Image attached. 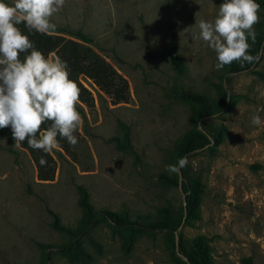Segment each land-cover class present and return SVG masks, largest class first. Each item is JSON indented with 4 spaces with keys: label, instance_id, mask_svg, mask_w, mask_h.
<instances>
[{
    "label": "rangeland",
    "instance_id": "rangeland-1",
    "mask_svg": "<svg viewBox=\"0 0 264 264\" xmlns=\"http://www.w3.org/2000/svg\"><path fill=\"white\" fill-rule=\"evenodd\" d=\"M13 3V0H7ZM222 0H64L51 17L56 34L80 31L91 47L128 84L126 103L111 105L90 81L95 107L85 109L72 156L58 148L54 179L41 182L29 153L11 132L0 133V264H184L168 230L136 232L100 219L70 248L51 226L52 215L66 228L80 220L78 189L87 190L97 211L132 218L183 215L178 232L186 242L201 237L210 264H264V36L257 61L246 72L215 70V53L192 39L200 19L214 18ZM255 34L264 32L260 6ZM174 35L185 64L177 74L168 59ZM181 89L209 97L226 94V107L203 125L198 106L172 94ZM128 127L135 155L116 149L119 124ZM221 134V143L188 157L185 179L169 174L175 148L191 129ZM173 176H178L173 182ZM188 182H197L196 211L188 214ZM185 185L186 191H183ZM174 239L178 241L177 233ZM49 255L42 260V248Z\"/></svg>",
    "mask_w": 264,
    "mask_h": 264
},
{
    "label": "clouds",
    "instance_id": "clouds-1",
    "mask_svg": "<svg viewBox=\"0 0 264 264\" xmlns=\"http://www.w3.org/2000/svg\"><path fill=\"white\" fill-rule=\"evenodd\" d=\"M64 0H0V129L9 127L17 145L27 140L32 149L50 153L60 140L78 143L77 130L82 117L77 110L81 89L69 78V65L55 52L45 56L24 34H48L56 29L51 17ZM257 0H222L211 20L200 19L192 39L215 53L213 68L220 70L232 62H251L249 39L255 41L254 25L258 22ZM24 53L23 59L20 54ZM51 122L41 130V125ZM251 123L264 126L258 113ZM39 133V135H38ZM59 137V139H58ZM41 166L47 163L44 157ZM187 156L165 165L169 174H178L188 165Z\"/></svg>",
    "mask_w": 264,
    "mask_h": 264
},
{
    "label": "trees",
    "instance_id": "trees-1",
    "mask_svg": "<svg viewBox=\"0 0 264 264\" xmlns=\"http://www.w3.org/2000/svg\"><path fill=\"white\" fill-rule=\"evenodd\" d=\"M261 7H264V0H257ZM20 30L28 35L29 39L34 43L35 47L40 50L45 56L55 52L63 60H66L70 73L69 78L75 81L80 92V103L77 105V110L80 112L81 117L85 118V109L92 110L95 107V99L92 92L83 85L81 78L90 81L94 86L100 97H106L111 105H118L126 103L128 98V84L125 79L120 76L117 71L108 63L102 56L97 54L91 47V39L88 38L80 31L69 34L71 37L67 38L63 35L56 34L52 31L48 34H41L39 32L28 33L23 24L18 26ZM264 32L261 29L255 34V41L249 39V53L254 57L251 62H232L226 65L228 73H241L249 71L258 59ZM24 53L20 54L23 59ZM168 59L177 74L185 73V64L178 52L177 43L174 35L170 38V47L168 50ZM174 96L189 101L198 106L194 112V120L203 125L207 118L221 114L226 107V94L222 93L218 97H209L191 92H185L181 89H174L172 91ZM51 122H46L41 125V130L47 128ZM121 137L112 138L117 150L135 155V151L131 145L130 134L128 127L122 123L119 124ZM11 132L9 127L0 129V133ZM77 136L79 132L77 130ZM39 135V133H38ZM59 139V137H58ZM221 143V134L219 132H211L204 127L191 129L180 140L175 148V161L182 156L187 158L198 152ZM19 148L27 151L31 156L37 170V178L41 182H48L54 179L56 162L55 159L49 154L44 153L39 149H32L27 144V140L18 145ZM71 147L66 140H60L58 149L65 155L72 156ZM44 157L47 163L43 166L40 165L39 160ZM182 178L185 179V169H181ZM178 176H173L172 181L177 182ZM183 191L185 192V185L182 184ZM190 187V194L186 197L187 212L191 216L196 211L199 199V189L197 182H188ZM78 206L81 211L80 220L75 228H66L59 223L58 217L52 215L51 226L54 230L65 235L67 240L61 245L62 249L70 248L78 239L83 237L88 230L94 226L100 219L107 220L118 228H126L136 232H154L157 230H168L172 234L171 246H175V233L178 235V252L184 259V264H210L209 246L203 241L201 237H196L193 240L186 242L178 227L181 226L183 215L180 212L173 213L169 209H163L164 216L161 218H151L148 215H138L132 218L128 214H117L107 210L97 211L93 208L89 201V196L85 188L78 189ZM42 248L43 263H47L49 255L43 249L45 246L39 245Z\"/></svg>",
    "mask_w": 264,
    "mask_h": 264
},
{
    "label": "water",
    "instance_id": "water-1",
    "mask_svg": "<svg viewBox=\"0 0 264 264\" xmlns=\"http://www.w3.org/2000/svg\"><path fill=\"white\" fill-rule=\"evenodd\" d=\"M178 176H179V179L181 178V174H180V172L178 173ZM183 224V223H182ZM182 224H181V226H182ZM180 226V227H181ZM175 246H176V251L178 252V241H177V237H176V240H175Z\"/></svg>",
    "mask_w": 264,
    "mask_h": 264
}]
</instances>
